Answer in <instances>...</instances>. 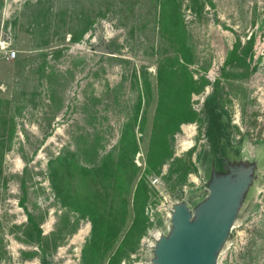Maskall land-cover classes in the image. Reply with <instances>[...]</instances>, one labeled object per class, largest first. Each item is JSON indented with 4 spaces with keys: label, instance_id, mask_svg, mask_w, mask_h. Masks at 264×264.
<instances>
[{
    "label": "rangeland",
    "instance_id": "1",
    "mask_svg": "<svg viewBox=\"0 0 264 264\" xmlns=\"http://www.w3.org/2000/svg\"><path fill=\"white\" fill-rule=\"evenodd\" d=\"M211 122L256 164L218 264H264V0H0V264H154L222 168Z\"/></svg>",
    "mask_w": 264,
    "mask_h": 264
},
{
    "label": "water",
    "instance_id": "2",
    "mask_svg": "<svg viewBox=\"0 0 264 264\" xmlns=\"http://www.w3.org/2000/svg\"><path fill=\"white\" fill-rule=\"evenodd\" d=\"M96 51L111 53L104 40ZM221 169L212 170L209 194L192 210L186 202L172 211L168 235L158 238L154 264H218L254 180L256 164L230 161L218 154Z\"/></svg>",
    "mask_w": 264,
    "mask_h": 264
},
{
    "label": "trees",
    "instance_id": "3",
    "mask_svg": "<svg viewBox=\"0 0 264 264\" xmlns=\"http://www.w3.org/2000/svg\"><path fill=\"white\" fill-rule=\"evenodd\" d=\"M73 39L74 41H77L78 37H74L73 36ZM241 42H237L233 49L231 50V52L229 53V56L228 58L226 59L225 61V64L228 65L230 63H234V62H246V59L248 58V56L250 55V52L253 51V42L250 41L247 45V47L245 48V46L241 49ZM246 45V44H245ZM219 83H220V80H218L216 83H215V91L214 93L207 99L206 101V104H207V108L210 112V114L212 115V118L213 120H216V112H215V103H216V98H217V91H218V87H219ZM211 128H212V133L215 135L217 141H216V144H215V149H216V152H218L217 154H221L222 153V149H221V146H220V135H218V129L215 125L214 122H211ZM163 154L161 155H158V162L160 163H157V164H162L163 161L161 159ZM151 163H153L152 159H150ZM157 162V160H156ZM94 225H96V228L98 227V222L95 220L94 221ZM39 233H41V230H39ZM43 263L44 264H48V262L46 260H43Z\"/></svg>",
    "mask_w": 264,
    "mask_h": 264
},
{
    "label": "built area",
    "instance_id": "4",
    "mask_svg": "<svg viewBox=\"0 0 264 264\" xmlns=\"http://www.w3.org/2000/svg\"><path fill=\"white\" fill-rule=\"evenodd\" d=\"M11 56H12V57L16 56V52H15V51H12L11 54H10V57H11Z\"/></svg>",
    "mask_w": 264,
    "mask_h": 264
},
{
    "label": "bare ground",
    "instance_id": "5",
    "mask_svg": "<svg viewBox=\"0 0 264 264\" xmlns=\"http://www.w3.org/2000/svg\"><path fill=\"white\" fill-rule=\"evenodd\" d=\"M83 233H84V231H83V230H81V231H80V235H81V234H83Z\"/></svg>",
    "mask_w": 264,
    "mask_h": 264
}]
</instances>
